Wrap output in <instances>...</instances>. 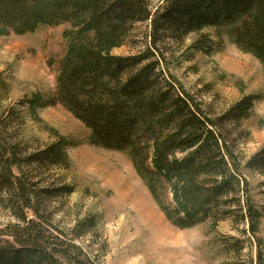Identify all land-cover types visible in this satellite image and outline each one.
<instances>
[{"label":"trees","instance_id":"1","mask_svg":"<svg viewBox=\"0 0 264 264\" xmlns=\"http://www.w3.org/2000/svg\"><path fill=\"white\" fill-rule=\"evenodd\" d=\"M147 21L146 40L138 46L131 33ZM64 23L70 27L63 31L67 44L52 103L87 126L91 144L130 157L173 225L210 222L214 228L229 221L246 242L256 239L260 246L254 235L262 212L252 201L229 129L250 115L256 96L243 95L216 112L172 74L160 41L169 36L182 43L198 33L190 47L209 52L214 42L205 30L214 29L264 68V0H162L154 10L147 0H0L1 32L24 34ZM124 45L135 51L112 53ZM39 103V97L27 100L32 111ZM1 127L0 207L12 221L0 229V264H95L64 237L43 199L72 188L38 189L35 174L22 167H66L67 141L58 137L29 153L5 142ZM244 165L264 170V146ZM235 240L229 250L239 254L245 244ZM256 264H264L260 250Z\"/></svg>","mask_w":264,"mask_h":264},{"label":"rangeland","instance_id":"2","mask_svg":"<svg viewBox=\"0 0 264 264\" xmlns=\"http://www.w3.org/2000/svg\"><path fill=\"white\" fill-rule=\"evenodd\" d=\"M147 1L152 10L162 3ZM69 27L67 23L41 26L24 34L0 31V127L4 141L15 142L29 153L42 150L58 137L67 141L66 167L22 165L35 174L38 189L72 188L43 198L64 237L73 239L95 264H256L258 250L264 258V170L244 165L264 146V68L260 61L240 50L225 32L217 35L214 29L205 30L214 42L209 52L190 47L198 33L182 43L169 36L160 41L172 74L216 112L227 110L243 95L256 96L250 115L230 124L229 129L252 201L262 212L254 235L261 239L259 246L256 239L246 242L229 221L214 228L210 222L184 228L173 225L130 157L91 144L87 126L61 103H52L67 44L63 31ZM149 27V21L136 24L131 34L138 38V46H143ZM130 51L135 49L124 45L112 53ZM33 97L40 98L34 111L27 104ZM166 201H171L169 194ZM9 221L11 214L0 207V229ZM236 238L245 244L239 254L230 251Z\"/></svg>","mask_w":264,"mask_h":264}]
</instances>
